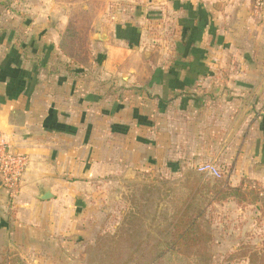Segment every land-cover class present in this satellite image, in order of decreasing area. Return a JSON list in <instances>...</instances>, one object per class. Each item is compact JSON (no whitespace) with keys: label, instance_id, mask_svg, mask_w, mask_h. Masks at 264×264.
Returning a JSON list of instances; mask_svg holds the SVG:
<instances>
[{"label":"crops","instance_id":"1","mask_svg":"<svg viewBox=\"0 0 264 264\" xmlns=\"http://www.w3.org/2000/svg\"><path fill=\"white\" fill-rule=\"evenodd\" d=\"M10 6L11 0H0V13L9 10ZM36 11L42 25L49 24L43 29L41 40L45 41V36L49 35L48 28L56 34L50 39L54 43L53 54L45 58L51 61L42 62V56H29L23 49L21 55L43 75L49 88L33 87L29 98L26 94L8 100L7 86L0 81V141L9 143L14 152L27 157L26 170L13 193L9 194L5 187H0V252L5 253L6 264H10L11 256L25 264H87L86 248L95 240L92 236L97 234L88 231L79 213L73 211V204L79 201L78 192L73 189L89 185L92 178L84 174L74 175L75 169L65 158L69 149L55 143L56 139L66 137L57 124L68 122L70 114L65 108L77 106L78 111L71 112L78 113L75 114L80 118L78 121L84 116L86 124L88 114L89 122L97 118L89 110H97V101H100L96 91L74 105L70 94L66 93L68 87L56 85L53 88L49 83L50 79L60 76L85 87L84 78H97L99 73L97 68L87 70L81 67L88 61V56L87 61L81 62L66 53L64 39L67 29H73L78 35L76 23L70 18L75 14L97 28L91 33V42L95 49L107 50L104 62L112 66L113 72L118 71L130 50L108 30L116 25L137 26L141 23L143 28H160L162 34L170 30L171 36L174 32L179 37L178 42L189 43L198 38L206 45L218 44V51L210 46L206 50L218 52L220 58L234 51L238 58L250 60L251 66L231 73L244 75V84L238 82L235 87L205 82L171 87L161 80V83L151 84L148 81L155 72L147 64L145 52L139 56L136 73L142 75V80L136 84L130 80L131 68L127 72L104 73L120 76L118 87L109 93L110 98L116 101L115 96L119 93L118 96L124 99L133 96L142 103L139 107V112L142 111L143 123L139 126L142 137L152 130L145 128L146 118L150 119L157 106H165L163 110L160 108L161 113L157 110V115L161 116L156 118L162 119L163 113L168 115V129L157 134L159 124L152 122L156 125V146H161L160 151L150 155L155 161L171 164L176 171L194 169L202 162L213 161L228 172L227 178L225 175L223 179L225 186L230 187L245 186L246 179L263 181L264 126L259 127L257 120H251L253 125L242 127L243 112L236 113L240 104L252 106L261 102L264 106L261 99L264 92V0L261 4L256 0H53L48 7H39ZM1 29L16 32L11 26ZM16 45L22 46L20 43ZM136 57L133 54L128 64L131 65L132 58ZM59 60L70 63L71 74L61 67L56 68ZM189 70L186 68L187 72ZM181 73L185 74L184 71ZM156 74L161 75L160 72ZM248 74L255 78H245ZM236 90L247 92V98L241 95L239 101H234L233 113L227 114L222 104L234 100L238 96L233 93ZM45 91H48L46 96ZM131 91L137 94L133 95ZM251 97H254L253 102L249 99ZM124 115L133 121L134 116ZM110 119L114 122L115 114L112 113ZM5 192L11 198L9 206L5 203ZM47 192L50 196L43 198Z\"/></svg>","mask_w":264,"mask_h":264},{"label":"rangeland","instance_id":"2","mask_svg":"<svg viewBox=\"0 0 264 264\" xmlns=\"http://www.w3.org/2000/svg\"><path fill=\"white\" fill-rule=\"evenodd\" d=\"M52 1L11 0L10 9L2 10L0 13V81L7 86L8 100H14L26 94L29 98L33 87L46 88V90L49 88L43 75L32 66V63L25 62L21 50L23 49L29 56L37 54L42 56V62L51 61L50 58H45L53 54L54 43L50 39H54L56 34L54 30L48 28L49 35L45 36V41L41 40L45 32L43 29H46L49 24L42 25L43 21L39 19L36 10L39 7H48ZM70 18L75 21L78 32V35L74 36L75 50L78 53L85 51L88 56V61L81 67L87 70L91 67L97 68L99 73L96 75L97 78L86 76L85 87L73 84L76 81H68L60 76L50 79L49 83L53 88L56 85L68 87L66 93L70 94L74 105L79 100H84L85 96L89 98L94 95L93 92L96 91L100 101H97L99 103L97 110H89L90 114L95 113L97 118L89 122L88 114L86 124L83 122L84 116H81L82 120L78 121L80 118L75 115L78 113L71 112L78 111L77 106L70 105L65 108L70 114L68 122H57V124L60 130H64L66 137L56 139L55 143L58 147L63 146L65 150L69 149L65 158L75 169L74 175L84 174L92 178L89 185H80L73 189L78 192L76 197L79 198V201L73 204V211L76 214L79 213L88 231L103 233L108 239L103 252L100 250L93 252V255H96L95 264H98L97 257L107 250H110V253L108 256L105 254L103 258L105 264H123V262H128L127 264H197L191 248H183L184 253L178 254L179 257L171 255L161 259L154 258L157 254L156 247L163 246L164 240H170V236H166L165 239L162 236L171 228L178 211L179 198L186 194L191 184L195 185L194 189L198 192L194 203L195 208L202 206L204 211L199 218L201 227L205 234L211 236L206 242V248L212 256L208 264H264V179L263 181L262 179L253 181L246 179V186L236 187L239 188L238 190L221 188L223 191L218 192L217 186L225 184L223 178L225 175L227 178L228 174L222 168L220 169L223 170L224 177L213 179L203 176L196 168L176 171L171 168V164L155 161L150 155L160 151L161 146H156L154 128L159 124L158 134L161 130L168 129L167 125H170L167 121L169 117L165 113L162 112V119L156 118L161 116L157 115V110L161 113L160 108L163 110L165 106L163 104L157 106L155 113L152 111L150 119L146 118L145 128L152 130L142 137V131L139 128L143 123L142 111L139 112L142 103L137 97L124 99L118 96L119 93L116 95V92V101L110 98L111 92L119 85L120 76L104 73V71L111 74L119 71L127 72L128 68H131L130 80L136 84L142 80V75L136 73V70L140 65L139 56L145 52L146 62L154 68L155 72L148 81L151 84L156 81L157 84L161 83V80L171 87L204 82L222 83L235 87L238 82L244 84L242 80L244 75L231 73L242 67L251 66L250 60L238 58L234 51L220 58L218 52L206 50L210 46L218 51V44L206 45L198 38L189 43L178 42L179 37L174 32L171 36L170 30L169 34L166 32L162 34L160 28L154 26L143 28L141 23L137 26L116 25L108 30L130 50L128 57L117 68L118 71L113 72L109 63H106L107 67H105L107 50L100 49L101 47L95 49L91 42V33L97 28L91 27L88 21L78 18L76 14ZM9 26L15 28L16 32L2 31L1 28ZM19 43L22 44L21 48L16 45ZM133 54L137 56L132 58L131 65L134 67L128 64ZM79 58L76 57V59ZM186 68L190 70L187 72ZM181 71L186 73L182 74ZM159 72L161 75L158 77L156 73ZM253 77L255 78L254 75L248 74L245 78ZM102 82H104L103 85H101ZM94 83L97 84L96 87L93 86ZM249 84H252V81L249 80ZM47 92L43 94L46 96ZM130 93L137 94L136 91ZM233 93L238 96H235L236 98L231 102L222 104L227 114L233 113L234 101L242 98L241 95L247 98L245 91L242 93L236 90ZM249 99L253 102L254 97ZM261 99L264 100V92ZM241 111L243 116L240 126L253 125L251 120H257L259 127L264 126V106L261 102H256L252 106L240 104L237 106L236 114L239 115ZM112 113L116 117L114 122L109 120ZM124 113L134 116L135 124L132 123L133 121L130 122V118H126ZM154 121L156 125L152 123ZM146 156L150 158H145ZM250 183H255L256 186L248 187ZM4 198L6 205L9 206L11 198L6 192ZM133 212L141 217V235L126 238L125 228L129 226L126 220L130 218L127 216ZM193 212L195 210L190 209L189 213ZM96 235L92 237L95 238ZM159 239H162L160 245L156 244ZM140 241L142 244H138ZM252 253L257 255V259L252 258ZM16 258L11 256L15 262H22ZM4 259L5 253L0 252V261H5Z\"/></svg>","mask_w":264,"mask_h":264},{"label":"trees","instance_id":"3","mask_svg":"<svg viewBox=\"0 0 264 264\" xmlns=\"http://www.w3.org/2000/svg\"><path fill=\"white\" fill-rule=\"evenodd\" d=\"M76 34L73 29L68 28L66 31V36L64 39V47L66 53L70 57H80V61H87V55L85 51L77 52L75 50V46L73 45L76 41L75 37ZM80 45V44H79ZM76 59V58H75ZM61 67L65 69L68 73H72V68L69 62H64L59 60L56 62V68ZM195 185L191 184L188 186L186 194L179 198L180 202L178 203V211L174 216V222L171 224V228L166 232L165 235L162 237L165 239L166 236H170V240L165 241L163 246H157V254L154 258H166L170 257L171 255H176L179 257L178 254H183V248H191L193 257L196 259L197 264H208L211 260V254L208 252L206 248V242L211 238L209 234H205L204 230L201 227V222L199 221L200 216L203 214V207L199 206L198 209L195 208V200L197 196V190L194 189ZM221 188L224 189H232L238 190L239 188L230 187L225 184H221V186H217V191H223ZM190 209L195 210L193 213H189ZM127 217H130L126 220L127 226L125 228L127 235L126 238L135 237L136 235H141L142 231V220L140 216L135 215V213L128 214ZM125 218V216H124ZM126 219V218H125ZM124 229V228H123ZM124 230V231H125ZM121 231V230H120ZM106 235L97 234L95 240L92 244H88L86 248L87 254V264H95L96 255H93V252L101 251L103 252L104 245L107 244L108 239L105 238ZM142 241V238H140ZM138 242V244H142V242ZM162 239L156 241V244L160 245ZM132 243V240H130ZM136 244V243H135ZM155 244V245H156ZM110 250L104 252L101 256H98V264H105L103 260L105 254L108 256ZM252 258L257 259V255L252 253ZM18 259V258H16ZM15 259L10 260V264H25L23 261L21 263L15 262ZM92 261H94L92 263ZM128 262H123V264H127ZM0 264H6V261H0ZM151 264V263H147Z\"/></svg>","mask_w":264,"mask_h":264},{"label":"built area","instance_id":"4","mask_svg":"<svg viewBox=\"0 0 264 264\" xmlns=\"http://www.w3.org/2000/svg\"><path fill=\"white\" fill-rule=\"evenodd\" d=\"M263 0H256L261 4ZM27 166V157L24 154L14 152L10 146L0 141V181L9 194H12L20 183ZM196 170L205 177L222 179L223 170L213 161H205L196 165ZM246 186V185H245ZM255 183H250L248 187H255Z\"/></svg>","mask_w":264,"mask_h":264},{"label":"water","instance_id":"5","mask_svg":"<svg viewBox=\"0 0 264 264\" xmlns=\"http://www.w3.org/2000/svg\"><path fill=\"white\" fill-rule=\"evenodd\" d=\"M0 187H1V181H0ZM50 196V194L47 192L44 196H43V198H48Z\"/></svg>","mask_w":264,"mask_h":264}]
</instances>
